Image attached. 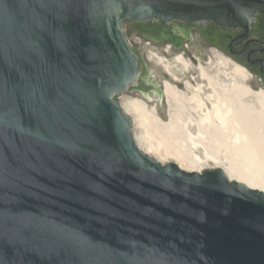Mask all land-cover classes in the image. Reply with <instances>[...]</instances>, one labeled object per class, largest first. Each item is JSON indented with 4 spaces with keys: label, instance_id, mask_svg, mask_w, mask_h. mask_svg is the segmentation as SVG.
Listing matches in <instances>:
<instances>
[{
    "label": "water",
    "instance_id": "1",
    "mask_svg": "<svg viewBox=\"0 0 264 264\" xmlns=\"http://www.w3.org/2000/svg\"><path fill=\"white\" fill-rule=\"evenodd\" d=\"M262 6L0 0V264H264V191L147 153L120 99L141 74L125 20L247 35Z\"/></svg>",
    "mask_w": 264,
    "mask_h": 264
},
{
    "label": "bare ground",
    "instance_id": "2",
    "mask_svg": "<svg viewBox=\"0 0 264 264\" xmlns=\"http://www.w3.org/2000/svg\"><path fill=\"white\" fill-rule=\"evenodd\" d=\"M143 46L155 75H169L162 79L161 85L171 132L188 134L192 143H205L203 147L193 144L194 156L186 158L188 166L179 157L172 160L187 171L203 172L206 168L221 167L232 180L264 191L254 179L236 177L232 166L221 164L222 147L229 141L264 156V86H254V73L213 46L206 50V56L195 52L193 57L186 50L174 52L170 45L164 50L149 43ZM120 99L134 118L135 137L140 147L163 163L170 162L160 154V144L150 133L151 124L163 122L158 102L131 95ZM148 99L154 100L156 96L150 95ZM184 140L182 137L181 141ZM212 143H216L214 147Z\"/></svg>",
    "mask_w": 264,
    "mask_h": 264
},
{
    "label": "rangeland",
    "instance_id": "3",
    "mask_svg": "<svg viewBox=\"0 0 264 264\" xmlns=\"http://www.w3.org/2000/svg\"><path fill=\"white\" fill-rule=\"evenodd\" d=\"M142 23L143 25L140 27L136 26L133 24L132 20L128 19L123 23L124 29L133 44L134 50L141 59L142 67L138 84L131 86L126 92L122 93L120 97L123 95H131L141 97L151 103L158 102L163 122L160 124H151L149 127L150 133L157 140L158 144H160V154L164 156L166 160L169 159L170 161H173L172 158L177 159L179 157V160L184 165L188 166L189 163L186 158L192 159L194 156L193 144L196 143H192V141L188 140V134L184 136L181 132H179V134L176 133L175 135L168 127L170 120L166 114L167 105L166 101L162 100L163 86L161 85V80L164 77L159 74L155 75L152 71V64L147 59V49H145L143 45L148 42H150V46L156 48H162L168 45L165 41L168 34V32L164 30L165 27H170V29L174 30V36L177 39H180L178 48H174V52H179L180 50L185 49L190 57H193L195 52H198V54L200 53V55L205 54L204 56H206V50L213 45L207 42L199 30L195 28L196 26L193 22H190L191 24H188L186 27L183 26L185 24L180 21L168 22L164 28L161 27L152 32L145 26L146 22L143 21ZM142 33L152 37L153 40H148L142 35ZM227 54L230 55L229 53ZM253 84L255 87L264 86V82L259 80L256 76ZM150 95H155L156 99H148ZM157 98H160V100L155 101ZM182 137H185L184 141H181ZM219 139L220 141H217L221 142L222 140L220 137ZM214 144L216 143H212V147H214ZM196 145L203 147L205 146V143H199ZM221 156V164L232 166L237 173L236 174L233 171L236 177L247 176L248 178L254 179L255 183L257 182V185L259 184V186L264 187V156L257 154L249 148L230 141L223 145Z\"/></svg>",
    "mask_w": 264,
    "mask_h": 264
},
{
    "label": "flooded vegetation",
    "instance_id": "4",
    "mask_svg": "<svg viewBox=\"0 0 264 264\" xmlns=\"http://www.w3.org/2000/svg\"><path fill=\"white\" fill-rule=\"evenodd\" d=\"M132 22L138 27L143 25V21ZM144 22H146L145 26L149 28L151 32L161 27L164 28L166 25V23L161 20H149ZM180 22H183L185 24L183 26L185 27L191 24L188 21ZM194 24L196 26L195 28L199 30L209 44L229 53L232 58L243 63L259 80L264 82V6L260 7L255 14L251 29L247 35L244 28L225 27L211 20ZM164 30L168 32L165 41L174 51V48H178L180 39L174 36V30L170 29V27H165ZM142 35L148 40H153V38L147 34L142 33ZM148 43L150 44V42ZM166 46L160 49L164 50Z\"/></svg>",
    "mask_w": 264,
    "mask_h": 264
}]
</instances>
